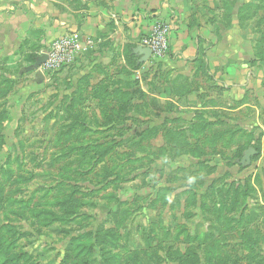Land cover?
Segmentation results:
<instances>
[{
  "label": "rangeland",
  "instance_id": "1",
  "mask_svg": "<svg viewBox=\"0 0 264 264\" xmlns=\"http://www.w3.org/2000/svg\"><path fill=\"white\" fill-rule=\"evenodd\" d=\"M222 1L239 6L242 35L264 65V0ZM130 69V87L99 98L97 89L75 85L73 66L63 69L15 104L13 126L5 127L0 103L5 256L17 264H264V170L256 177L247 170L235 190L252 206L238 216L234 190L220 185L226 168L186 160L190 143L205 139L190 142L192 126L177 117L173 101L188 104L186 77L151 62L133 86ZM214 139L206 152L232 151ZM199 171L211 185L194 183Z\"/></svg>",
  "mask_w": 264,
  "mask_h": 264
},
{
  "label": "crops",
  "instance_id": "2",
  "mask_svg": "<svg viewBox=\"0 0 264 264\" xmlns=\"http://www.w3.org/2000/svg\"><path fill=\"white\" fill-rule=\"evenodd\" d=\"M234 5L230 10L222 0H0V89H9L0 94V103L8 113L5 127L17 122L20 113L15 111L24 97L48 88L52 75H45L46 80L37 84L35 73L25 69L51 41L73 32L90 41L72 65L76 69L73 81L79 89L85 83L100 90L94 91L98 92L96 98L106 97L108 92L131 86L129 58L136 62L133 86L137 85L135 76L141 79L151 61L140 65V57L134 58L133 51L154 23L162 20L171 23L173 31L170 54L157 67L163 72L171 69L191 84L185 95L188 104L173 103L180 109L178 119L192 126L190 142L196 134L205 138L196 140V148L190 143L186 160L194 166L219 163L226 168L220 185L241 187L247 170L253 167V177L264 170V65L254 43L243 37L239 6ZM200 124L207 126L206 130L196 133ZM217 126L221 133H215ZM216 135L232 151L219 155L206 152L204 147L216 140ZM252 148L259 149H255L252 164L241 165ZM210 178L200 173L194 183L211 185ZM231 194L230 203H240L235 211L238 216L239 207L252 209L251 203L246 206L251 198ZM217 195L221 196L216 193L213 198ZM197 198L201 203L208 197L203 190L197 192Z\"/></svg>",
  "mask_w": 264,
  "mask_h": 264
},
{
  "label": "built area",
  "instance_id": "3",
  "mask_svg": "<svg viewBox=\"0 0 264 264\" xmlns=\"http://www.w3.org/2000/svg\"><path fill=\"white\" fill-rule=\"evenodd\" d=\"M172 31L171 23L157 20L151 27L149 35L141 39V46L152 51L154 61H163L169 56ZM88 45H90V41L83 40L77 32L51 41L41 53L46 54L48 59L40 70L44 75H53L72 66Z\"/></svg>",
  "mask_w": 264,
  "mask_h": 264
},
{
  "label": "water",
  "instance_id": "4",
  "mask_svg": "<svg viewBox=\"0 0 264 264\" xmlns=\"http://www.w3.org/2000/svg\"><path fill=\"white\" fill-rule=\"evenodd\" d=\"M135 56L140 57L139 64L143 65L150 61H152V51L149 48L138 46L133 51ZM48 56L46 54H41L37 57L35 63L25 69V72L29 73H35V82L37 84H42L46 79L44 73L40 70V68L45 64L47 61ZM257 155V151L255 149H249L245 155L244 158L241 161V165H247L250 166L252 164V158H254Z\"/></svg>",
  "mask_w": 264,
  "mask_h": 264
},
{
  "label": "trees",
  "instance_id": "5",
  "mask_svg": "<svg viewBox=\"0 0 264 264\" xmlns=\"http://www.w3.org/2000/svg\"><path fill=\"white\" fill-rule=\"evenodd\" d=\"M134 58H135V55L133 56ZM35 60H36V58L34 57L33 59H32V63H34L35 62ZM128 61L136 68V62H134V63H132L131 61L132 60H130V58L128 59ZM151 62H153V63H155L156 65H161V62L160 61H154V60H152ZM138 67V66H137ZM7 112V111H6ZM7 115H8V113H6ZM7 116H6V119H5V121L7 120ZM4 141H5V139H4ZM258 152H259V149H257V148H255ZM241 169H243V167H241ZM234 190V192H232V193H234V194H236L237 195V192L235 191V190H237V188H234V189H232V191ZM212 194V196H214L215 195V193H211ZM231 195H233V194H231ZM195 196L197 197V195L195 194ZM196 200H198V198H196ZM203 201H206V200H204V199H202ZM202 200H201V202H202ZM237 204L238 202L237 201H233V204ZM236 209V208H235ZM0 264H17L16 263V260L15 259H13V257H10V258H7L6 256H5V254L3 253V251H2V248H0Z\"/></svg>",
  "mask_w": 264,
  "mask_h": 264
}]
</instances>
